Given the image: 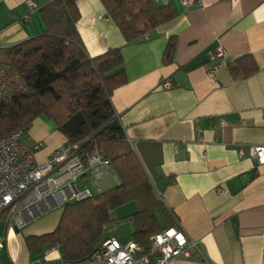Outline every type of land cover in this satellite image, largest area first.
I'll list each match as a JSON object with an SVG mask.
<instances>
[{
  "label": "crops",
  "instance_id": "obj_1",
  "mask_svg": "<svg viewBox=\"0 0 264 264\" xmlns=\"http://www.w3.org/2000/svg\"><path fill=\"white\" fill-rule=\"evenodd\" d=\"M51 1L0 0V48L43 34L42 8ZM154 1L172 4L175 16L140 39H125L102 0H78L77 29L91 57L121 48L126 82L113 105L128 140L147 141L145 153L156 155L155 190L201 249L168 264H264V164L251 155L253 145L264 146V0ZM171 40L174 57L166 62ZM168 79L172 86L162 87ZM37 120L26 141L43 143L36 155L43 163L66 140L52 120ZM45 206L20 229L0 224V264H17L8 256L10 241L20 246L17 234L57 227L63 206ZM47 251L48 261L56 254Z\"/></svg>",
  "mask_w": 264,
  "mask_h": 264
},
{
  "label": "trees",
  "instance_id": "obj_2",
  "mask_svg": "<svg viewBox=\"0 0 264 264\" xmlns=\"http://www.w3.org/2000/svg\"><path fill=\"white\" fill-rule=\"evenodd\" d=\"M102 1L127 41L150 34L175 16L172 4L160 6L154 0ZM42 16L43 34L0 48V63L14 68L27 86L26 93L0 103V138L20 129L27 133L43 115L54 122L65 143H79L82 154L101 150L110 159L118 184L64 205L57 227L27 236V247L38 256L46 246L59 245L64 263L87 264L111 236L107 229L116 221L111 211L136 201L138 209L122 219L132 220L133 240L147 248L152 235L177 225L178 219L155 190L156 155L145 153L147 141L128 140L112 102L115 89L126 82L122 50L88 55L77 29L78 0H52L42 8ZM174 51L171 40L166 62L173 60ZM236 63L233 71L240 68ZM253 70L248 68L246 74Z\"/></svg>",
  "mask_w": 264,
  "mask_h": 264
},
{
  "label": "built area",
  "instance_id": "obj_3",
  "mask_svg": "<svg viewBox=\"0 0 264 264\" xmlns=\"http://www.w3.org/2000/svg\"><path fill=\"white\" fill-rule=\"evenodd\" d=\"M217 52L224 54L221 47ZM215 72L211 69L209 76L214 78ZM171 86L170 79L162 83L164 88ZM26 92L27 86L20 74L0 63V103ZM26 134L20 129L0 138V216L9 211L12 227H24L34 214L45 209V205L64 206L71 201L94 196L101 191L99 182L107 175L117 178L110 159L101 150L82 154L79 143H65L46 161L39 163L36 153L42 149L43 143H28L24 140ZM251 155L258 164H264V146L253 145ZM82 179L99 186L95 190L81 186L79 182ZM4 247V239L0 237V253ZM59 250V245H51L46 255L56 254ZM193 251L201 255L198 242L190 239L178 222L152 235L147 248L133 239L123 244L117 236L111 235L87 264H168L177 258H191ZM41 264L52 263L45 261Z\"/></svg>",
  "mask_w": 264,
  "mask_h": 264
},
{
  "label": "rangeland",
  "instance_id": "obj_4",
  "mask_svg": "<svg viewBox=\"0 0 264 264\" xmlns=\"http://www.w3.org/2000/svg\"><path fill=\"white\" fill-rule=\"evenodd\" d=\"M37 123L38 120L32 124L33 132H36L38 129ZM27 138L28 137L26 136L24 140L26 141ZM39 151H37V153ZM99 184L103 190H108L115 187L118 184V182L113 175H107L99 182ZM99 184H95L92 189L95 190L99 186ZM137 209H138V204L136 201H130L122 206L113 209L114 211L113 217L116 219V221L113 222L110 226H108L107 233L109 235H116L122 243L132 240L133 228H134L133 222L130 219H122V218L132 214ZM10 216H11L10 213H6L5 217H3L0 220V224L6 225L10 219ZM18 235L20 238L19 241L20 246H18L13 241L9 242L8 256L10 257L13 263L16 262L17 264H32L34 261L37 260L43 261L44 259H46L45 252L47 251V248H45L40 255L34 256L27 247V244L25 242L26 240L25 236H23L22 233L21 235L23 236V238H21L20 234H17V237ZM61 252L62 250L60 249L59 252L56 253L54 257H51L50 260L48 261L52 264H62L63 260L61 258V254H60ZM45 261L47 260H44V262Z\"/></svg>",
  "mask_w": 264,
  "mask_h": 264
}]
</instances>
